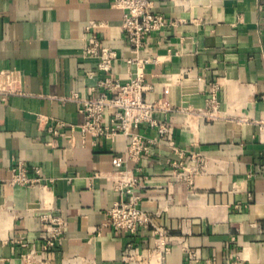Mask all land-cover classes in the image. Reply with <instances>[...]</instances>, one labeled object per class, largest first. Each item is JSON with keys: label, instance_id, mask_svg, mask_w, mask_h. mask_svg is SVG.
I'll return each instance as SVG.
<instances>
[{"label": "crops", "instance_id": "0c3cea01", "mask_svg": "<svg viewBox=\"0 0 264 264\" xmlns=\"http://www.w3.org/2000/svg\"><path fill=\"white\" fill-rule=\"evenodd\" d=\"M152 6L165 24L142 49L154 59L144 97L169 131L140 125L149 152L117 168L129 137H83L71 94L127 78L121 10L113 0H0V70L19 75L18 91L0 92V264H264V0ZM89 45L116 51L108 73ZM19 164L40 180L9 183ZM131 178L151 221L135 234L106 224ZM48 216L61 228L49 249Z\"/></svg>", "mask_w": 264, "mask_h": 264}, {"label": "built area", "instance_id": "2783aa9c", "mask_svg": "<svg viewBox=\"0 0 264 264\" xmlns=\"http://www.w3.org/2000/svg\"><path fill=\"white\" fill-rule=\"evenodd\" d=\"M153 0H113V5L122 12V30L129 43L131 56L126 58L130 66L129 73L125 80L120 78L105 76L98 82V92L91 96H80L72 93L71 98L80 103V112L83 114V121L79 124L83 137H111L116 134H123L129 137V143L121 155H114L113 164L120 168L128 160H137L143 154L149 152L150 145L154 139L146 137L138 130L140 125L147 123L157 129L160 138H164L169 131V125L159 123L154 118L156 104L144 97V92L149 89V85L144 79V65L154 60L149 55L142 54V49L147 43L148 35L162 28L165 19L162 14L153 10ZM86 53L97 58V68L108 73L113 61L116 59V51L108 46H101L96 51L94 45L86 48ZM19 83L17 71L11 69L0 70V92H16ZM215 86L211 89V101H215ZM58 125H63L59 122ZM50 131L57 132L52 127ZM171 149L179 156L183 157L184 151L171 144ZM174 165L183 168L182 162H174ZM38 174V168L34 167ZM197 167H194L196 171ZM119 173L124 171L120 170ZM121 174V175H122ZM185 177L183 171L178 172ZM186 179H190L186 178ZM40 180L38 175L29 176L26 168L19 164L12 168L9 183L15 185H31ZM137 179L122 180L118 183L119 188H124L128 194L126 197L115 200L107 209L106 224L114 231H125L135 234L138 229L151 222L148 214L138 204L139 195L132 190ZM50 226L44 235V246L52 248L55 246L57 236L61 230L54 223L58 218L48 216ZM133 258V248L127 246L122 252V259Z\"/></svg>", "mask_w": 264, "mask_h": 264}]
</instances>
